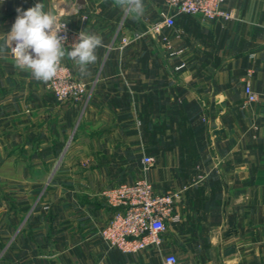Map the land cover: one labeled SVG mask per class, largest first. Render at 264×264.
Returning <instances> with one entry per match:
<instances>
[{
	"label": "crops",
	"instance_id": "crops-1",
	"mask_svg": "<svg viewBox=\"0 0 264 264\" xmlns=\"http://www.w3.org/2000/svg\"><path fill=\"white\" fill-rule=\"evenodd\" d=\"M37 3L103 46L86 75L62 60L89 85L63 103L0 53V264H164L169 252L181 264H264V96L243 104L247 82L264 94V0H227L228 21L183 14L141 37L161 0H142L138 18L114 0H0V44L17 9ZM143 177L178 195L179 220L160 247L126 253L101 235L115 211L104 191Z\"/></svg>",
	"mask_w": 264,
	"mask_h": 264
},
{
	"label": "built area",
	"instance_id": "built-area-1",
	"mask_svg": "<svg viewBox=\"0 0 264 264\" xmlns=\"http://www.w3.org/2000/svg\"><path fill=\"white\" fill-rule=\"evenodd\" d=\"M163 8L159 11V20L147 31L137 35L141 37L146 33L160 34L165 28L173 29L177 25L180 15H197L206 23L219 20L228 21L234 18V13L225 8L227 0H161ZM75 4V3H72ZM66 14H69L68 11ZM71 14V13H70ZM65 14H59V23L65 24L59 35L66 36L65 45L83 30L77 31L66 19ZM87 20L88 16H83ZM132 42L125 36L121 41L124 48ZM171 47V45H170ZM264 59V49L262 51ZM62 71L52 81L47 82V88L60 102L80 101L89 91L88 82L74 75L69 64L62 61ZM182 61L177 69L186 67ZM251 70L248 71L251 74ZM264 94L255 91L250 82L245 85L244 106L251 105L260 100ZM145 169H149L155 158L146 155L143 158ZM107 201L114 208V213L101 230V235L111 248L126 253L138 252L150 245L160 247L162 234L168 229V222L179 220L174 215L177 194L157 192L153 183L146 177L133 183H117L104 191ZM164 264H181L176 253L169 252L164 257Z\"/></svg>",
	"mask_w": 264,
	"mask_h": 264
},
{
	"label": "clouds",
	"instance_id": "clouds-1",
	"mask_svg": "<svg viewBox=\"0 0 264 264\" xmlns=\"http://www.w3.org/2000/svg\"><path fill=\"white\" fill-rule=\"evenodd\" d=\"M114 4L134 18L144 11L142 0H114ZM17 12L20 14L11 31L2 37L0 53L10 51L15 66L30 71L35 80L52 81L63 70L61 62L65 58L79 67L81 75H86L88 65L97 61L96 50L103 46L101 36L83 30L77 42L65 47L67 37L59 35L65 24L59 23L55 11H45V5L37 3L26 11L17 9Z\"/></svg>",
	"mask_w": 264,
	"mask_h": 264
},
{
	"label": "water",
	"instance_id": "water-1",
	"mask_svg": "<svg viewBox=\"0 0 264 264\" xmlns=\"http://www.w3.org/2000/svg\"><path fill=\"white\" fill-rule=\"evenodd\" d=\"M78 1L81 2V0H78ZM221 133H223V130H219V131L216 132V134L218 135V137H219V135ZM235 220H236V215L233 214V215H230L229 216V219H228L229 229L227 231V235H231L234 232V230H235ZM234 250H235V248L234 247H231V248H229L227 250V252L228 253H232Z\"/></svg>",
	"mask_w": 264,
	"mask_h": 264
}]
</instances>
